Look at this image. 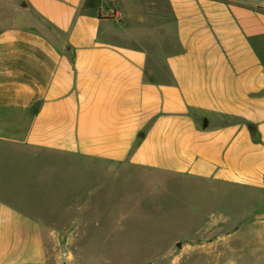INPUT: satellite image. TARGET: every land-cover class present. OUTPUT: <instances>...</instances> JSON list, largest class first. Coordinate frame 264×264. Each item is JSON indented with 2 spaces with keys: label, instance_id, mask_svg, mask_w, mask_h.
<instances>
[{
  "label": "crops",
  "instance_id": "obj_1",
  "mask_svg": "<svg viewBox=\"0 0 264 264\" xmlns=\"http://www.w3.org/2000/svg\"><path fill=\"white\" fill-rule=\"evenodd\" d=\"M3 1L0 264H51L63 162L264 196V0Z\"/></svg>",
  "mask_w": 264,
  "mask_h": 264
},
{
  "label": "rangeland",
  "instance_id": "obj_2",
  "mask_svg": "<svg viewBox=\"0 0 264 264\" xmlns=\"http://www.w3.org/2000/svg\"><path fill=\"white\" fill-rule=\"evenodd\" d=\"M18 8V0L3 1L9 19L18 17ZM63 163L61 196L77 206L64 205L63 220L50 222L60 233L51 238V264H264L259 193L127 167L86 172Z\"/></svg>",
  "mask_w": 264,
  "mask_h": 264
},
{
  "label": "water",
  "instance_id": "obj_3",
  "mask_svg": "<svg viewBox=\"0 0 264 264\" xmlns=\"http://www.w3.org/2000/svg\"><path fill=\"white\" fill-rule=\"evenodd\" d=\"M24 7V6H23Z\"/></svg>",
  "mask_w": 264,
  "mask_h": 264
}]
</instances>
